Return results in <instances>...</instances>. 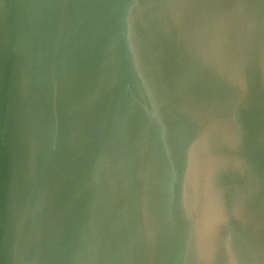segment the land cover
I'll use <instances>...</instances> for the list:
<instances>
[{
	"label": "water",
	"instance_id": "obj_1",
	"mask_svg": "<svg viewBox=\"0 0 264 264\" xmlns=\"http://www.w3.org/2000/svg\"><path fill=\"white\" fill-rule=\"evenodd\" d=\"M0 264H264L262 0H0Z\"/></svg>",
	"mask_w": 264,
	"mask_h": 264
}]
</instances>
